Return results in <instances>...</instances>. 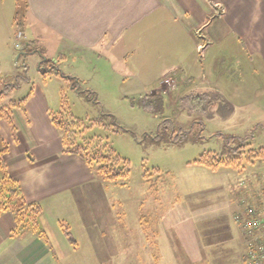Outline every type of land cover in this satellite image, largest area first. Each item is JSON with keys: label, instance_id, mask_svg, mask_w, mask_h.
<instances>
[{"label": "rangeland", "instance_id": "374dc122", "mask_svg": "<svg viewBox=\"0 0 264 264\" xmlns=\"http://www.w3.org/2000/svg\"><path fill=\"white\" fill-rule=\"evenodd\" d=\"M11 5L13 11L14 0ZM25 12L24 8L20 18L26 16ZM28 29L29 35L38 34ZM16 30L12 26L11 55L0 61V92L5 90L7 94L0 100V107L28 96L22 118L35 125L28 100L33 99V110V101H42L46 96L51 115L64 110L65 95V109L91 126L87 135L103 137L129 160L131 170L128 178L117 181L105 180L93 171L95 179L89 195L74 192L69 198L71 205L79 202L77 198L81 200L75 206L77 214L69 204L65 211L50 216L51 222L61 231L67 228L77 243L65 238L71 247L62 262L57 263L62 257L59 253L55 262L48 257L43 264H246L241 226L234 214L244 199L262 201L264 162L215 171L199 164L195 160L201 154L221 146L220 139L211 136L220 129L217 123L203 127L201 117L191 118L179 109V96L168 99L163 116L144 110L136 103L139 95L131 88L136 79L127 78L128 67L124 71V62L114 59L111 53L85 63L91 68L82 69L80 80L45 74L44 71L60 70L72 76L79 58L61 60L59 44L50 36L19 50ZM248 65L251 75L245 79L252 77L253 86L236 69L226 78L232 83L224 80L223 85H218L223 94L234 93L240 101L255 99L247 106L253 115L234 132L249 137L247 151L264 146V119H258L264 116V69L259 65L252 68L250 60ZM76 81L80 93L72 89ZM88 83L98 86L100 93L84 90ZM234 84L241 89L232 92ZM14 108L11 115L17 125L21 116ZM165 117L174 119L175 132L185 129L187 135L174 137L171 121L161 125ZM145 171L151 174L154 186L146 181ZM73 197L76 201L72 202ZM230 200H238L236 210ZM4 213L12 215L17 226L13 212L0 215ZM40 226L44 228L42 223ZM14 229L12 236H16Z\"/></svg>", "mask_w": 264, "mask_h": 264}, {"label": "crops", "instance_id": "0c3cea01", "mask_svg": "<svg viewBox=\"0 0 264 264\" xmlns=\"http://www.w3.org/2000/svg\"><path fill=\"white\" fill-rule=\"evenodd\" d=\"M16 1L12 11L11 0L10 3L0 0V61L11 55L12 26L17 29ZM23 1L26 9L23 41L35 44L39 38H54L61 60L79 58L72 77L80 80L85 63L111 53L114 59L124 62V71L128 67L126 77L136 79L131 88L139 98L162 93L168 101L174 96H179V100L190 91H218L222 99L213 107L210 118L204 120L201 116L199 121L203 127L217 123L222 128L211 132V136L219 132L233 134L245 118L253 115L247 106L255 102L254 98L240 101L234 93L223 94L218 85H223L235 69L244 74L245 82L251 83L252 77L245 79L251 75L248 60L252 68L259 65L264 69V0ZM28 27L38 34L29 35ZM167 78L173 80V85L164 83ZM97 87L88 83L84 90L100 93ZM230 89L236 92L241 88L234 84ZM4 91L0 92V100L7 96ZM30 100L28 110L35 117V125L32 120L22 118V106H15L21 116L16 132L0 118V133L7 146L5 158L10 174L20 183L26 200L43 208L40 223L48 240L30 230L12 236L14 219L4 213L0 215V264H43L48 257L53 263L59 253L62 257L57 263H61L65 251L71 247L66 245L65 238L69 237L51 222L50 216L65 211L74 192L89 195L95 179L93 170L81 156L63 151L62 137L50 117L47 97L33 101V110V99ZM77 199V204H70L74 213L81 202ZM237 201L230 200L233 210L237 209ZM245 245L243 238V260Z\"/></svg>", "mask_w": 264, "mask_h": 264}, {"label": "trees", "instance_id": "16d2710c", "mask_svg": "<svg viewBox=\"0 0 264 264\" xmlns=\"http://www.w3.org/2000/svg\"><path fill=\"white\" fill-rule=\"evenodd\" d=\"M17 13L15 20L17 28L23 29V18H20L22 10L25 8L23 0H17ZM22 21V22H21ZM31 45L30 42H27ZM42 68V67H41ZM53 72L65 79L73 80L76 77L68 76L62 71H44V73ZM77 80V79H76ZM78 82L74 84L77 87ZM93 92V91H92ZM28 96L19 100L12 101L10 106L2 107L0 118H4L11 126L12 131L16 132L17 127L11 115L12 107L23 106ZM222 99L218 91H190L178 100V107L187 115H198L203 118H209L213 107ZM64 110L52 113L51 119L58 131H60L63 151L65 153L77 154L81 156L91 169L98 173L105 180L117 181L126 179L130 175V163L128 159L123 158L116 149L107 142L103 137L96 135H87V129L91 128L86 122L72 114L69 109H65L66 97L62 96ZM144 110L163 116L167 111V101L162 93L146 94L136 102ZM166 121H171L174 137L186 136L188 130L182 129L175 132L174 119L165 117L161 125H165ZM220 145L213 150L205 151L200 158L195 161L212 170L232 167L236 169L243 168L246 164H256L264 162V146L259 149L246 150L250 144L249 137L238 134L225 135L222 132L216 135ZM216 140V139H215ZM7 146L0 133V214L5 211H12L17 226L13 230L14 235H21L27 231H34L41 238L47 239L45 230L40 226V217L43 208L38 203H28L18 180L14 179L9 172L8 164L5 158ZM148 171L144 172L146 181L154 186V181L150 177ZM64 231L68 235L70 241L76 244V240L71 232L65 228Z\"/></svg>", "mask_w": 264, "mask_h": 264}, {"label": "built area", "instance_id": "2783aa9c", "mask_svg": "<svg viewBox=\"0 0 264 264\" xmlns=\"http://www.w3.org/2000/svg\"><path fill=\"white\" fill-rule=\"evenodd\" d=\"M220 11L223 12L222 7ZM199 37H203L201 32H199ZM16 38L17 46H20L23 38L22 31L18 32ZM202 47L205 48V44ZM164 83L173 85V80L167 78ZM261 193L262 201L260 203L244 199L240 203V210L234 214L235 221L241 226V232L246 242V264H264V185Z\"/></svg>", "mask_w": 264, "mask_h": 264}, {"label": "water", "instance_id": "95a60500", "mask_svg": "<svg viewBox=\"0 0 264 264\" xmlns=\"http://www.w3.org/2000/svg\"><path fill=\"white\" fill-rule=\"evenodd\" d=\"M25 46H26V44H25V45H22V46L20 47V50H23V49L25 48Z\"/></svg>", "mask_w": 264, "mask_h": 264}]
</instances>
